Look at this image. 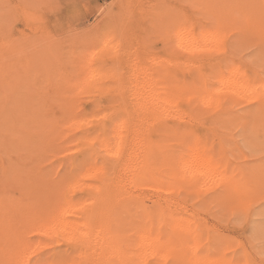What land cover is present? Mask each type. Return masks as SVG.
Wrapping results in <instances>:
<instances>
[{
	"label": "bare ground",
	"instance_id": "bare-ground-1",
	"mask_svg": "<svg viewBox=\"0 0 264 264\" xmlns=\"http://www.w3.org/2000/svg\"><path fill=\"white\" fill-rule=\"evenodd\" d=\"M171 11L159 17L160 24L169 22L163 29L168 36L158 38L162 50L155 58L148 44L122 53L118 42L107 46L104 40L97 57L79 64L76 85L62 81L57 89L53 83L54 98L0 97V127L6 128L0 134L7 140L5 155L0 151V264H28L29 257L39 264H229L194 215L176 214V193L209 179L217 196L227 204L241 200V206L254 181L194 146L186 119L229 114L245 99L264 109V82L256 87L252 75L226 65L223 52L207 50L215 41L203 28L205 18L195 22ZM10 74L0 76V88L9 81L19 86ZM45 90L40 93L48 96ZM6 151L12 153L7 162ZM263 173H256L257 182ZM14 174V182L6 181ZM208 248L209 256L202 253Z\"/></svg>",
	"mask_w": 264,
	"mask_h": 264
},
{
	"label": "rangeland",
	"instance_id": "rangeland-1",
	"mask_svg": "<svg viewBox=\"0 0 264 264\" xmlns=\"http://www.w3.org/2000/svg\"><path fill=\"white\" fill-rule=\"evenodd\" d=\"M234 1L226 0L225 3L219 0V3L218 0H0V76L10 72L16 79L15 85L21 84L15 88L14 82H11L12 86L8 80L10 85H2L0 97L6 94L9 97L8 100L12 99L13 102L34 99V96L35 100L38 98V101L54 98V92L50 88L55 86L57 88L62 84L76 85L73 83L78 82L79 70L77 69H80L82 60L91 58L93 55V58L97 57L102 45H105L104 40L107 41V46L110 43L112 44L110 46H114L113 44L118 42L116 45H121L120 51L123 49L127 51L133 46L136 50L145 49L149 45L151 55L156 53L155 58L162 50L161 44L157 45L156 42L166 33L163 29L167 23L164 20L163 22H166L164 26L160 24L162 21L159 17L163 11L169 10H172L174 15L177 11L181 13V19H184L185 14L192 15L195 22L199 17L205 18L206 26L202 25V27H206L205 29H208L211 34L214 29H221L225 44V52L222 54L228 59L226 65L232 64L241 71H245L247 75H252L255 80L253 83L255 82L256 87H259L264 82V74H262L264 73V59H262L264 56V5L262 0H239L240 2L236 0L237 5ZM202 2L209 4L205 6ZM227 3H230L231 7L234 5L232 9ZM217 5L220 7L218 8ZM211 6L213 9L216 7L218 12ZM167 36L165 34L164 38ZM124 55L127 54L124 53ZM79 58L82 59L79 60ZM129 61L130 58L124 59L123 66H127ZM72 75L76 77V80ZM59 78L63 80L60 81ZM7 88L11 91L10 93ZM45 88L48 96L42 95L44 91L40 93ZM37 95L41 98L40 100ZM88 101L84 98L86 104ZM244 101L242 105L236 102L237 104H234L237 106L234 104L233 107L230 106L233 109H231L232 113L224 114L219 108L218 114L219 111L221 113L214 116L215 118H202L197 121L187 118L186 122L194 130L191 138L194 146L199 149L205 148V152L213 154L214 158L220 162H231L236 172L241 171L240 178L254 181L252 183L255 187L251 188L252 195L248 193L249 198L242 200L245 203L241 206H238L241 200L238 203L234 201L236 203L227 204L228 201L225 198L216 195L213 180L209 179L206 180L208 182L203 180L202 185L196 187L198 190H191L192 192L180 190V193H176V214L186 219L194 215L202 227L209 231L214 242V236L216 237V242L219 244L216 242L215 244L222 249L223 256L229 259V264H258L264 256V205L261 204V201H264V180L260 183L256 181V173L259 170L264 171V142H262L264 109H260L255 102ZM253 106L257 107L254 109ZM202 109L207 111L205 106H202ZM250 111L252 114L249 113ZM8 125L11 126L7 128L12 133L16 131V127L13 129V123ZM0 131L4 132L6 128L0 127ZM3 140L7 142L3 134H0V151L5 155ZM184 141L180 140L179 144L177 143L179 148ZM183 149L181 147L178 153H183ZM11 156L12 153L7 155L6 162L10 161ZM223 170L227 169L223 167ZM119 173L122 175L121 172ZM242 173L248 174H245V177ZM16 178L17 175L14 174L6 181L11 183ZM209 181L212 182L211 185H208ZM209 186H212L211 190L208 189ZM144 192L151 196L157 195L153 193L155 191L148 188H144ZM253 193H255L254 196ZM199 243L198 238H192L191 245L194 248L199 249ZM205 250L202 253L207 256L213 252L212 248Z\"/></svg>",
	"mask_w": 264,
	"mask_h": 264
},
{
	"label": "snow or ice",
	"instance_id": "snow-or-ice-1",
	"mask_svg": "<svg viewBox=\"0 0 264 264\" xmlns=\"http://www.w3.org/2000/svg\"><path fill=\"white\" fill-rule=\"evenodd\" d=\"M262 5H264V0H262ZM184 27H185V29L187 28L186 25ZM212 35H213V39H214L215 43H214V46L208 48L207 50L209 52H213V53H217V54L224 52L225 51V44H224V34H223L222 30L219 29V28H216V29H214ZM262 59H264V56H262ZM262 74H264V73H262ZM99 115L100 114L97 113V117H99ZM262 142H264V136H262ZM113 155H117L118 156L119 153L118 152L117 153H113ZM261 204L264 205V201H261ZM38 234L39 235H43L45 233L41 229V231ZM36 255H37L36 251H33L32 252V257H34ZM18 264H23V262L22 261L18 262ZM28 264H39V262L35 261L31 257H29ZM258 264H264V256H262V259L258 262Z\"/></svg>",
	"mask_w": 264,
	"mask_h": 264
}]
</instances>
